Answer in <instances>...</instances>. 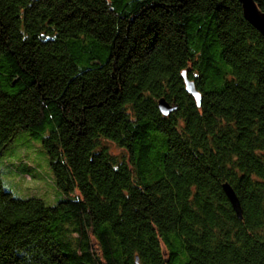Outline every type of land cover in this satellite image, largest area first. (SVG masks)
<instances>
[{
    "label": "trees",
    "instance_id": "1",
    "mask_svg": "<svg viewBox=\"0 0 264 264\" xmlns=\"http://www.w3.org/2000/svg\"><path fill=\"white\" fill-rule=\"evenodd\" d=\"M21 134L61 197L0 176V264H264V37L237 0H0V160Z\"/></svg>",
    "mask_w": 264,
    "mask_h": 264
},
{
    "label": "rangeland",
    "instance_id": "2",
    "mask_svg": "<svg viewBox=\"0 0 264 264\" xmlns=\"http://www.w3.org/2000/svg\"><path fill=\"white\" fill-rule=\"evenodd\" d=\"M239 5L243 16L242 6L240 3ZM258 10L262 14L264 13V10L262 11L259 8ZM243 19L257 31L244 16ZM260 36L262 35L260 34ZM24 142H26L25 145ZM112 149L115 154L120 153L119 150ZM20 167L22 172L28 174L22 173ZM0 176L4 190L14 198H35L41 200L47 206H53L61 197L53 182L49 162L44 151L37 141L28 139L26 135H19L12 145L7 148L5 157L0 160Z\"/></svg>",
    "mask_w": 264,
    "mask_h": 264
},
{
    "label": "water",
    "instance_id": "3",
    "mask_svg": "<svg viewBox=\"0 0 264 264\" xmlns=\"http://www.w3.org/2000/svg\"><path fill=\"white\" fill-rule=\"evenodd\" d=\"M238 2L242 6L243 16L245 17V19L249 21L252 24V26L264 37V13L262 14L258 10V8L256 7V5L252 0H238ZM185 83H186V92L190 96H192L195 99L197 105H199L200 95L195 91L194 85L187 81H185ZM158 108L163 116L168 115L175 109V108H170L163 101L159 103ZM223 190L236 216L239 219H241L240 206L234 193L228 187V185H224Z\"/></svg>",
    "mask_w": 264,
    "mask_h": 264
}]
</instances>
